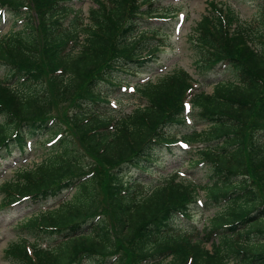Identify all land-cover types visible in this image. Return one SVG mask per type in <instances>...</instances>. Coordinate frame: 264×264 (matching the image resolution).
Wrapping results in <instances>:
<instances>
[{
	"label": "trees",
	"instance_id": "obj_1",
	"mask_svg": "<svg viewBox=\"0 0 264 264\" xmlns=\"http://www.w3.org/2000/svg\"><path fill=\"white\" fill-rule=\"evenodd\" d=\"M62 2L0 0V18L23 22L0 37V165L42 148L0 184V211L45 207L15 222L9 264H264V0L256 23L223 0L197 21L198 72H233L211 91L182 65L137 79L164 46L154 0H93L87 20ZM117 93L139 101L115 114ZM181 139L206 181L178 166L150 188L126 177ZM206 209L201 230L176 227Z\"/></svg>",
	"mask_w": 264,
	"mask_h": 264
},
{
	"label": "rangeland",
	"instance_id": "obj_2",
	"mask_svg": "<svg viewBox=\"0 0 264 264\" xmlns=\"http://www.w3.org/2000/svg\"><path fill=\"white\" fill-rule=\"evenodd\" d=\"M155 6L165 7L166 11H172L171 14H174L175 9L178 11L177 15L171 17H167L164 19L157 20L153 19L155 23H162L163 29L159 31V33L163 36V51H160L159 56L148 65L143 71L139 72L138 75L142 74L141 80L145 79V77L151 76L155 77L166 73L168 70H172L176 68L178 65L184 66L192 75L195 77L201 78L203 81V86L206 90L211 91L213 89L214 83L221 78H230L233 75L231 69L227 68L225 65H221L219 67L204 69L203 71L197 70V64H195V54L194 49H192V43L190 41V34L192 30L197 25V21L204 15L210 12L211 10V0H155ZM69 5L73 6L75 9H80L82 11V19H86L88 17V9L93 3V0H68ZM233 6L237 8V10L241 13V17L243 19H247L249 21L254 19V14L258 10V2L257 0H230ZM182 12V13H181ZM179 13L180 16L178 15ZM9 17L5 20L2 18L0 23V37L8 34L10 28H22L20 22L19 24L14 23L13 21H8ZM10 20V19H9ZM152 20L150 22H153ZM255 23L257 19H254ZM13 26V27H12ZM16 27V28H15ZM148 71V72H145ZM5 77V72L0 67V78ZM103 83V82H102ZM118 94V93H117ZM119 103L116 109H114L115 114H118L121 110L130 111L133 107L136 106V102L139 101L138 98L122 96L120 93L115 97ZM194 118V117H193ZM192 118V119H193ZM192 124H196L198 128H202L206 125L204 121L197 122V119L194 118ZM176 126L173 130L176 131H185L179 124H173ZM174 131V132H176ZM194 142V141H193ZM197 145L194 144V146ZM175 148V147H171ZM178 152L171 153L170 149L165 147H160L159 153L160 157H157L158 164H150V175H147V171L142 170L141 168H137L131 165L128 169L127 175L131 177L133 180L142 181L146 187L156 184L161 180L166 172L171 171L175 166L185 167L186 164L183 163V159H185L190 154H185L184 152L180 154V150L175 148ZM42 153V148L37 147L34 152L28 151L25 154L26 161L29 167L33 164L38 163L41 160L40 154ZM18 152H14L13 157L10 160L5 161L3 165L0 167V184L8 181L14 177L13 170L15 165L18 167L21 163L18 158ZM14 161H17L14 163ZM148 164V165H149ZM186 170L187 176H194L197 180H201L202 182L208 179V176L202 171L199 167L193 166ZM4 171V174L1 175V172ZM1 194V193H0ZM203 194V191H202ZM71 195L68 196V200ZM1 201V195H0ZM1 203V202H0ZM51 203V202H50ZM57 208V207H56ZM54 208V209H56ZM39 210H45V207L41 206H29L26 209H22V207L17 208L16 210L9 211H0V264H9L10 261L6 258V251L10 244H14V242L18 241L20 238L25 240V236L21 234V231L11 226V222H17L24 217H28L31 214L39 213ZM203 210H197L195 215L193 216L192 226L195 223H200V217L202 215ZM212 213L213 211H207ZM208 214V215H209ZM186 218L182 217L178 219L175 223L176 227L181 229V225L184 223ZM191 226V227H192ZM206 246H211V242L207 243Z\"/></svg>",
	"mask_w": 264,
	"mask_h": 264
}]
</instances>
